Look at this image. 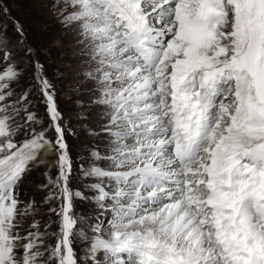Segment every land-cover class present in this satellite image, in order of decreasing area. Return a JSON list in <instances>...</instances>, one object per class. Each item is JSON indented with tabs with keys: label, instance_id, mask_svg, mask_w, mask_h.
<instances>
[{
	"label": "snow or ice",
	"instance_id": "obj_1",
	"mask_svg": "<svg viewBox=\"0 0 264 264\" xmlns=\"http://www.w3.org/2000/svg\"><path fill=\"white\" fill-rule=\"evenodd\" d=\"M65 7L72 11L63 23L80 37V74L109 137L83 175L95 178L87 188L113 219L107 230L79 226L74 200L89 197L70 187L69 129L55 85L34 62L49 117L36 131L29 93L12 100L21 71L3 32L0 264H81L78 240L90 241L93 264H264V0H66ZM49 153L58 172L45 187L48 200L60 201L50 209L58 217L50 245L39 221L23 229L35 203L20 192Z\"/></svg>",
	"mask_w": 264,
	"mask_h": 264
},
{
	"label": "rangeland",
	"instance_id": "obj_2",
	"mask_svg": "<svg viewBox=\"0 0 264 264\" xmlns=\"http://www.w3.org/2000/svg\"><path fill=\"white\" fill-rule=\"evenodd\" d=\"M66 0H0V7H7L9 13H0V34L6 32L11 43L9 49L12 52V60L19 65L21 77L18 83L13 84L15 96L18 99L23 93H29V103L26 107L36 114L39 121L33 127L36 131L48 128L49 117L44 98L41 96L36 81L33 79L35 72L34 62L38 61L44 66V74L52 81L56 89V98L59 109L64 116V121L69 129L66 139L70 147V156L73 161V173L70 187L73 191H82L88 195V199L76 198L74 200V212L78 218L79 226L86 233L91 232V227L102 225L109 229L113 219L110 208L102 210L92 198L94 193L87 185L94 182L95 178L83 175L85 169L92 164L93 151L105 154L109 137L101 129L100 108L93 103L96 99L92 95L88 79L82 76L84 67L80 56V39L77 33L71 30V26L63 23V16L69 13L70 7H65ZM13 21H18L23 28V38L16 31ZM19 41V42H18ZM31 48V54L27 49ZM9 63L0 60V70ZM11 103V101H9ZM22 112L18 121L23 123ZM49 139H54L55 133L48 129ZM18 140L25 139L23 134ZM44 163H38L25 177L20 187L21 199L24 202L34 201L35 213L25 218L23 229H29L34 221H39L40 231L46 232V244H53L55 237L51 233L58 232V217L53 214L51 208H59L60 201L48 200L51 188L45 187L49 183V177L57 175L56 156L49 153L44 157ZM102 164V161H97ZM111 186V185H109ZM50 225V227H49ZM88 240H78L76 251L81 264H93L88 255ZM102 260V254H98Z\"/></svg>",
	"mask_w": 264,
	"mask_h": 264
},
{
	"label": "bare ground",
	"instance_id": "obj_3",
	"mask_svg": "<svg viewBox=\"0 0 264 264\" xmlns=\"http://www.w3.org/2000/svg\"><path fill=\"white\" fill-rule=\"evenodd\" d=\"M46 1H49L50 2L51 0H46ZM68 11L71 12L72 11V8L70 7Z\"/></svg>",
	"mask_w": 264,
	"mask_h": 264
}]
</instances>
